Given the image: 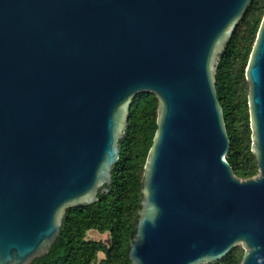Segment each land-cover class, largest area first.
<instances>
[{"label":"water","instance_id":"95a60500","mask_svg":"<svg viewBox=\"0 0 264 264\" xmlns=\"http://www.w3.org/2000/svg\"><path fill=\"white\" fill-rule=\"evenodd\" d=\"M251 0H0V264L107 191L131 97L158 98L131 264H264V13L245 66L258 172L237 177L214 72ZM105 185V186H104Z\"/></svg>","mask_w":264,"mask_h":264},{"label":"trees","instance_id":"16d2710c","mask_svg":"<svg viewBox=\"0 0 264 264\" xmlns=\"http://www.w3.org/2000/svg\"><path fill=\"white\" fill-rule=\"evenodd\" d=\"M264 13V0H251L224 49L218 54L214 84L222 107L229 148L225 159L242 179L258 172L251 151V128L247 104L245 66ZM247 85V92L243 86ZM158 98L151 91L131 97L119 156L111 169L108 190L95 201L64 209L59 235L49 251L28 264H131L128 250L136 230L140 208L144 163L157 128ZM105 186V185H104ZM107 234V241L87 236L88 231ZM244 250L234 245L221 259L202 264H240Z\"/></svg>","mask_w":264,"mask_h":264},{"label":"rangeland","instance_id":"374dc122","mask_svg":"<svg viewBox=\"0 0 264 264\" xmlns=\"http://www.w3.org/2000/svg\"><path fill=\"white\" fill-rule=\"evenodd\" d=\"M247 85L244 84L243 86V90H245V92H247V88H246ZM252 141V140H251ZM87 236H90V237H96V238H100V239H103L104 241H107V234H100L94 230L92 231H88L87 232ZM237 246L241 247L243 250H244V247H243V244L241 243H238L236 244ZM103 255L101 254V252H98L96 254V257H95V260L93 261L92 264H97L99 259L102 257Z\"/></svg>","mask_w":264,"mask_h":264}]
</instances>
